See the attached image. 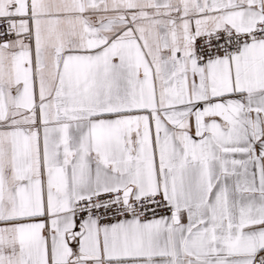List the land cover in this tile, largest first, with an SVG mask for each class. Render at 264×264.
Segmentation results:
<instances>
[{"label":"snow or ice","instance_id":"1","mask_svg":"<svg viewBox=\"0 0 264 264\" xmlns=\"http://www.w3.org/2000/svg\"><path fill=\"white\" fill-rule=\"evenodd\" d=\"M0 264H264V0H0Z\"/></svg>","mask_w":264,"mask_h":264}]
</instances>
